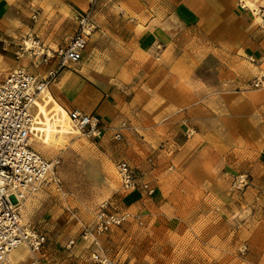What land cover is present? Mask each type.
<instances>
[{
    "label": "rangeland",
    "instance_id": "1",
    "mask_svg": "<svg viewBox=\"0 0 264 264\" xmlns=\"http://www.w3.org/2000/svg\"><path fill=\"white\" fill-rule=\"evenodd\" d=\"M8 2L13 19L19 20L14 26L18 37L10 36L25 49L21 58L32 65L38 63L41 48L54 52L67 43L75 28L73 8L89 6V0L83 5L71 0ZM243 3L264 26L263 7ZM105 51L115 67L118 51L110 46ZM50 60L55 58L46 63ZM80 61L82 65L83 52ZM250 62L252 78L245 90L254 101L260 98L254 91L264 88V69L257 74L260 59ZM74 67L69 63L67 69ZM250 115L243 135L226 127L221 134L210 128L195 134L183 128L186 124L177 114L169 139L154 145L139 140L143 134L129 118L111 135H105L101 122L102 134L88 138L69 121L57 129L54 119L42 116L41 137L37 142L31 128L29 144L45 159L58 160L60 183L25 196L19 210L24 221L44 232L46 242L36 253L18 249L27 255L4 264H264V113ZM119 161L129 166L134 188L121 185ZM104 202L126 219L97 233L96 214Z\"/></svg>",
    "mask_w": 264,
    "mask_h": 264
},
{
    "label": "crops",
    "instance_id": "2",
    "mask_svg": "<svg viewBox=\"0 0 264 264\" xmlns=\"http://www.w3.org/2000/svg\"><path fill=\"white\" fill-rule=\"evenodd\" d=\"M71 1L83 5L88 0ZM244 1L264 10V0H96V29L83 51L84 62L71 63L78 66L72 70L68 64L46 89L52 97L46 114L34 111L36 141L42 116L49 115L61 128V109L96 114L106 125L105 135L129 118L143 134L139 140L150 145L169 139L177 114L186 124L181 126L195 134L208 128L221 134L225 127L247 134L250 114L264 113V88L254 91L260 97L254 101L245 90L252 78L250 60L260 59L257 74L264 69V26L255 22ZM73 10L76 27L80 10ZM13 18L8 0H0V82L15 68L42 76L56 62L32 65L18 55L13 37H18L14 26L19 20ZM108 46L118 51L115 67Z\"/></svg>",
    "mask_w": 264,
    "mask_h": 264
},
{
    "label": "built area",
    "instance_id": "3",
    "mask_svg": "<svg viewBox=\"0 0 264 264\" xmlns=\"http://www.w3.org/2000/svg\"><path fill=\"white\" fill-rule=\"evenodd\" d=\"M76 12V27L68 42L50 52L41 48L39 61L46 63L54 57L55 65L40 76L24 68H15L0 82V264L6 256L19 247L36 253L46 242L42 230L21 218V200L48 185L58 187L60 180L56 172L58 160L49 161L29 144L34 119L35 101L53 83L69 63H77L86 48L88 39L96 29L93 4ZM25 49L19 47V54ZM35 54V51L32 52ZM72 126L88 138L99 137L103 132L101 120L96 114L71 109L67 113ZM120 139L119 132L115 134ZM121 185L126 189L135 187L129 166L119 161L116 164ZM145 188L149 186L144 183ZM149 189V188H148ZM152 193V189L148 190ZM126 219L124 214L110 212L107 203H102L96 214L95 231L104 232L118 226ZM32 264H40L33 261ZM107 264H113L107 262Z\"/></svg>",
    "mask_w": 264,
    "mask_h": 264
},
{
    "label": "bare ground",
    "instance_id": "4",
    "mask_svg": "<svg viewBox=\"0 0 264 264\" xmlns=\"http://www.w3.org/2000/svg\"><path fill=\"white\" fill-rule=\"evenodd\" d=\"M29 40V39H28ZM34 42V41H33ZM32 42H30V44H31ZM29 48V47H28ZM51 99H52V97H51V95L49 94V92H48V90H43V92L40 94V96L37 98V100L35 101V109H34V111L35 112H37V113H43V112H45V111H47V109H49L50 108V106H51ZM62 111H60V118L59 117H57V123L59 124V126L60 127H62V128H64L65 127V125H67L68 124V121H69V124H70V119H69V117H67V114H66V112L63 110V109H61ZM43 114H46V113H43ZM58 115V114H57ZM45 123L46 124H48V122H46L45 121ZM37 125H38V117H37V115L34 117V119H33V132L37 129ZM67 128H65V130L63 131V134L64 133H67ZM43 145V144H42ZM63 194V193H62ZM30 197V196H29ZM27 199V198H26ZM25 199V200H26ZM23 206V205H22ZM25 206V205H24ZM26 208V207H25ZM24 211V210H23ZM98 245H99V243H98ZM101 246V245H100ZM21 247H19V248H17V249H15V250H13V251H11L7 256H6V258H5V263H8L9 262V258H11V257H13L11 260H13V262H17V258H20V259H22V258H24V256L25 255H27L26 253H25V251H19L18 249H20ZM100 249V248H99ZM14 254L16 255V256H14ZM32 254V253H31ZM10 260V261H11ZM12 262V261H11Z\"/></svg>",
    "mask_w": 264,
    "mask_h": 264
}]
</instances>
